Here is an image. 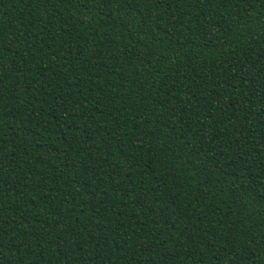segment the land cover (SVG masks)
Instances as JSON below:
<instances>
[{"label":"trees","instance_id":"1","mask_svg":"<svg viewBox=\"0 0 264 264\" xmlns=\"http://www.w3.org/2000/svg\"><path fill=\"white\" fill-rule=\"evenodd\" d=\"M0 264H264V0H0Z\"/></svg>","mask_w":264,"mask_h":264}]
</instances>
